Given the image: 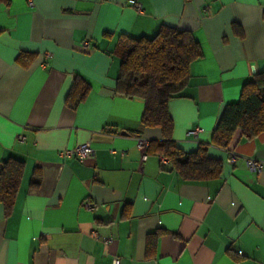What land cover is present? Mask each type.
Masks as SVG:
<instances>
[{"label": "crops", "instance_id": "0c3cea01", "mask_svg": "<svg viewBox=\"0 0 264 264\" xmlns=\"http://www.w3.org/2000/svg\"><path fill=\"white\" fill-rule=\"evenodd\" d=\"M33 1L0 0V163L24 161L9 213L0 202V264H264V168L246 162L264 161V133L237 131L234 163L212 146L221 174L188 181L156 154L143 159L139 139L160 140L161 129L132 134L144 101L115 90L124 38L162 25L191 31L202 56L169 112L180 148L209 143L226 104L264 70V0ZM78 75L90 89L73 108ZM85 142L94 157L60 154Z\"/></svg>", "mask_w": 264, "mask_h": 264}, {"label": "trees", "instance_id": "16d2710c", "mask_svg": "<svg viewBox=\"0 0 264 264\" xmlns=\"http://www.w3.org/2000/svg\"><path fill=\"white\" fill-rule=\"evenodd\" d=\"M233 29L242 34L236 24ZM116 53L121 58L116 93L144 101L141 127L132 134L141 136L146 127L160 128L162 138L149 141L145 152L168 158L171 169L177 170L185 180L204 181L218 177L224 161L210 156V148L229 149L237 131L245 139L264 133V70L256 72L243 85L237 101L226 104L211 141L187 152L174 139V121L169 104L183 96L191 76V64L202 56L199 41L189 30L162 25L151 37L124 38ZM24 57L20 54L18 61L27 64ZM89 89V84L81 76H76L66 103L75 108L86 98ZM23 171L24 161L20 159L10 157L0 163V202L4 204L6 213L13 206Z\"/></svg>", "mask_w": 264, "mask_h": 264}, {"label": "built area", "instance_id": "2783aa9c", "mask_svg": "<svg viewBox=\"0 0 264 264\" xmlns=\"http://www.w3.org/2000/svg\"><path fill=\"white\" fill-rule=\"evenodd\" d=\"M29 4L32 6L34 5V1L33 0H28ZM134 6L136 8V10L138 12H142V5L138 2H134ZM82 46L84 48H88L89 47V42L88 41H84L82 43ZM48 55H51L48 53ZM201 132V128L197 127L195 129H191L189 131V134L192 135L195 139H198L199 135ZM20 140H23V137L20 136L19 137ZM148 145V141L144 140V139H139L138 141V146L139 148L144 152L143 153V159L146 158L147 154L145 152L146 147ZM226 153L228 154V157L226 159L227 162L229 163H234L237 160L238 155L236 154V152L228 149V148H224ZM60 154L63 157H77L79 158L81 161H85L89 158H92L95 156V149L94 147L91 145V143L89 142H85V143H80L72 148H66L60 151ZM160 159V165L161 167H168L170 165V161L168 158H166L165 156L161 155L159 156ZM246 162L247 165L249 167L250 170L255 171V172H262L263 168H264V161L263 160H258V159H254V158H246ZM96 206L95 202L92 201H84V207L87 210H92L94 207ZM93 236L96 239H101L103 240L104 243H109L112 239L110 237H100L98 233L93 232L92 233ZM112 264H120V258L119 257H115L113 259Z\"/></svg>", "mask_w": 264, "mask_h": 264}, {"label": "water", "instance_id": "95a60500", "mask_svg": "<svg viewBox=\"0 0 264 264\" xmlns=\"http://www.w3.org/2000/svg\"><path fill=\"white\" fill-rule=\"evenodd\" d=\"M122 133L126 134L127 132L126 131H123Z\"/></svg>", "mask_w": 264, "mask_h": 264}]
</instances>
